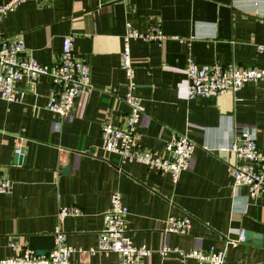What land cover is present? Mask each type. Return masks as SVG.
Instances as JSON below:
<instances>
[{
  "label": "crops",
  "instance_id": "crops-1",
  "mask_svg": "<svg viewBox=\"0 0 264 264\" xmlns=\"http://www.w3.org/2000/svg\"><path fill=\"white\" fill-rule=\"evenodd\" d=\"M126 23L139 32L160 25L167 37L160 47L133 40L130 51L133 94L145 109L138 144L163 155L178 134L195 146L176 184L169 174L102 151L103 124L121 126L129 112L120 57ZM0 29L5 38L19 37L42 65L57 61L63 39L72 36L77 57L91 66V89L69 121L47 109L52 85L44 77L18 82L15 99L0 100V178L12 183L11 193L0 194V260L14 254L11 242L48 252L59 231L76 249L69 264H119L115 253H87L117 192L133 245L152 251L144 264H179L174 253L158 254L164 247L223 248L240 229L253 237L228 247L224 264H264V194L250 199L246 187H233L230 167L238 159L224 150L232 134L248 129L264 146V80L213 99H188L184 71L189 57L198 65L264 69L257 50L264 43V0H33L7 12ZM16 148L23 151L20 163ZM65 206L82 215L59 221ZM169 217L189 218L188 233H166Z\"/></svg>",
  "mask_w": 264,
  "mask_h": 264
},
{
  "label": "built area",
  "instance_id": "built-area-1",
  "mask_svg": "<svg viewBox=\"0 0 264 264\" xmlns=\"http://www.w3.org/2000/svg\"><path fill=\"white\" fill-rule=\"evenodd\" d=\"M33 0H9L0 6V24L5 14L15 9L20 3ZM107 3L125 0H105ZM161 26L157 25L146 32L135 30L130 23L125 24V34L122 37L121 68L126 77V93L124 103L129 108L123 117L121 126L109 122L101 129L102 151L118 155L120 161L136 162L148 170L159 174H169L176 184L179 177L188 166L193 156L194 144L185 136L172 134L165 144L164 154L141 147L138 144L137 129L141 116L145 112L143 105L134 94V70L131 61L130 42L141 40L145 43L161 46L166 39ZM74 37H65L62 41V51L57 61L50 65L37 63L26 53L23 41L19 37L5 38L0 29V100L13 101L16 85L25 80L30 85L39 77L46 78L52 85L47 109L57 114L61 119L69 121L75 113L78 99L91 89V66L77 57L73 48ZM264 53V43L257 48ZM187 78L186 96L188 99L202 97L213 99L225 93H234L247 83L264 80V69L244 68L234 63L221 65L219 63L196 64L191 57L187 58L185 66ZM234 154L238 161L230 167L233 187L244 186L248 189L250 199L264 194V146L257 144L255 131L244 130L232 134L228 146L224 149ZM15 149V155L19 154ZM12 183L5 177L0 178V194L11 193ZM128 210L122 202L121 195L114 192L111 195L108 208L102 213V225L99 230L98 243L94 253H115L119 264H144L152 251L145 247H136L126 230ZM81 210L74 206L61 207L57 218L63 221L66 217L81 216ZM189 218L169 217L165 232L185 235L190 229ZM246 231L240 229L238 238L227 240L223 248L210 247L207 250L193 249L182 253L167 247L159 250L161 257L174 253L179 258V264H224L228 247H236L245 243ZM10 248L14 254L0 260V264H69V258L76 251L67 245L64 235L56 231L54 246L43 254L31 249L27 244L11 242Z\"/></svg>",
  "mask_w": 264,
  "mask_h": 264
},
{
  "label": "water",
  "instance_id": "water-1",
  "mask_svg": "<svg viewBox=\"0 0 264 264\" xmlns=\"http://www.w3.org/2000/svg\"><path fill=\"white\" fill-rule=\"evenodd\" d=\"M22 152L23 151L20 150L19 154L15 155V161H17V162L20 163L23 160ZM252 237H253V234L252 233H246L247 240H248V238H252ZM255 238L256 239H260V236L255 235ZM247 240H246V242H248ZM257 244H259V243H257ZM40 254H43V253H40Z\"/></svg>",
  "mask_w": 264,
  "mask_h": 264
}]
</instances>
